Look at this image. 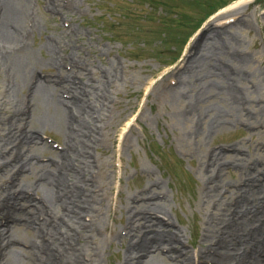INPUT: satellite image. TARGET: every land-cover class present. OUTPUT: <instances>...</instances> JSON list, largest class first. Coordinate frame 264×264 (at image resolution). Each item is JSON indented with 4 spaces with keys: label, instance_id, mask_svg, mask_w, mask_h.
I'll return each instance as SVG.
<instances>
[{
    "label": "bare ground",
    "instance_id": "1",
    "mask_svg": "<svg viewBox=\"0 0 264 264\" xmlns=\"http://www.w3.org/2000/svg\"><path fill=\"white\" fill-rule=\"evenodd\" d=\"M47 6L57 9V0ZM36 27L28 0H0V264H91L101 248L96 233L107 190L93 175L97 163L92 148L107 126V87L119 76L106 67L93 83L81 57L61 54L67 48L64 39H69L66 29L60 30L61 39L47 41V57L38 60L29 46ZM201 44L184 64L190 72L185 79L199 86L183 87L187 93L182 95L189 98L180 102L186 144L207 169L200 176L204 183L197 202L204 250L196 256L203 253L212 264H264V162L253 173L237 152L227 154L207 145L226 122L249 126L264 122L258 113L262 105L239 89L227 93L209 79L207 72L227 70L224 66L217 67L218 72L208 70L204 56L209 41ZM44 64L55 71L42 76ZM239 72L236 67L229 78L243 79ZM253 78L252 91L264 86V70ZM208 90L217 102L207 99ZM244 102L249 104V115L241 111ZM47 127L60 132L59 149L43 143L41 133ZM41 157L46 160L39 162ZM234 166L246 170L232 181L224 172ZM164 197L153 181L123 200L126 233L122 236L111 228L113 239H125L120 264H185L188 252L167 214ZM207 198L213 199L212 209L211 202L205 204ZM83 236L96 240L90 251L78 242ZM84 254L90 259L85 261Z\"/></svg>",
    "mask_w": 264,
    "mask_h": 264
},
{
    "label": "rangeland",
    "instance_id": "2",
    "mask_svg": "<svg viewBox=\"0 0 264 264\" xmlns=\"http://www.w3.org/2000/svg\"><path fill=\"white\" fill-rule=\"evenodd\" d=\"M49 1L28 0L37 22L29 35L34 56L38 60L46 58L47 41L59 39L63 36L60 30L66 29L69 39H64L67 48L61 54L81 57L92 68L86 65L93 83L97 76L102 77L106 67L116 70L119 76L107 87V126L92 148L97 163L93 175L98 184H106L107 190L96 233L101 248L91 264H120L125 239H113L111 228L119 235L126 233L123 200L153 181L165 194L174 229L182 234L188 252L185 264H212L203 253L196 256L198 250H204L203 218L197 202L204 183L200 176L207 169L184 137L180 102L189 97L182 95L186 92L182 88L199 86L185 79L190 72L184 64L204 40L209 41L205 65L209 60L208 70L218 72L217 67L224 66L227 71L207 72L208 78L219 82L220 89L227 93L236 88L256 99L262 105L258 113L264 120V86L254 91L251 87L255 73L264 70V0L238 4H234L236 0H57V9L48 7ZM236 67L243 79L229 78L235 75ZM42 71L43 76L55 68L44 64ZM204 81L203 76L199 84ZM177 86L179 97L175 93ZM209 94L208 90L207 99L215 102L216 98ZM261 96L263 101L258 98ZM248 108L244 102L242 113L249 115ZM223 125L211 134L208 147L227 154L237 152L245 158L242 161L246 169L254 173L264 162V122L256 126L243 121ZM41 136L49 147L59 149L63 143L60 132L52 127H47ZM45 160L41 157L39 162ZM246 169L228 167L224 175L233 181ZM212 200L207 198L206 206ZM78 242L90 251L96 240L83 236ZM84 255L85 261L90 259Z\"/></svg>",
    "mask_w": 264,
    "mask_h": 264
}]
</instances>
